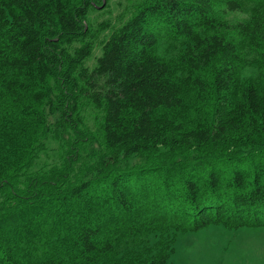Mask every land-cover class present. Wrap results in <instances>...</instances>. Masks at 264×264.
Returning <instances> with one entry per match:
<instances>
[{
  "label": "trees",
  "instance_id": "16d2710c",
  "mask_svg": "<svg viewBox=\"0 0 264 264\" xmlns=\"http://www.w3.org/2000/svg\"><path fill=\"white\" fill-rule=\"evenodd\" d=\"M103 2L0 0V264H167L179 233L264 228V0H146L90 70ZM86 101L99 157L33 170L46 114L77 131Z\"/></svg>",
  "mask_w": 264,
  "mask_h": 264
},
{
  "label": "rangeland",
  "instance_id": "374dc122",
  "mask_svg": "<svg viewBox=\"0 0 264 264\" xmlns=\"http://www.w3.org/2000/svg\"><path fill=\"white\" fill-rule=\"evenodd\" d=\"M103 1L90 11L87 21V28L90 31L88 42L92 44L93 51L84 62V66L90 70L96 66V60L102 53L103 42L113 31L127 23L146 0ZM103 4L104 6L101 7ZM249 16L246 11L228 14L232 23L244 21ZM78 46L80 44L75 45ZM179 50L178 43L165 37L160 43L158 52L170 58L177 55ZM255 74L256 71L252 67H247L243 72L245 78ZM46 116L52 133L38 145L33 159V170L45 172L58 167L63 157H66L68 145L75 146L73 142H77L75 148L79 149L81 157V164H77V170H80V166L85 169L86 164L93 163L96 156L99 157L103 145L101 110L87 101L84 102L79 111L77 131L71 128L62 131L57 127V115L48 113ZM78 138L85 140L78 142L76 141ZM138 160L139 156L132 157L130 165H139ZM167 264H264V228L230 230L223 226H211L197 232L179 233L175 254Z\"/></svg>",
  "mask_w": 264,
  "mask_h": 264
},
{
  "label": "water",
  "instance_id": "95a60500",
  "mask_svg": "<svg viewBox=\"0 0 264 264\" xmlns=\"http://www.w3.org/2000/svg\"><path fill=\"white\" fill-rule=\"evenodd\" d=\"M103 6H104V4L101 7H103Z\"/></svg>",
  "mask_w": 264,
  "mask_h": 264
}]
</instances>
